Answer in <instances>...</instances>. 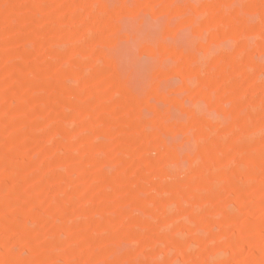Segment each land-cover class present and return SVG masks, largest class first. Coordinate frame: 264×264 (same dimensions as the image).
<instances>
[{"label": "rangeland", "instance_id": "rangeland-1", "mask_svg": "<svg viewBox=\"0 0 264 264\" xmlns=\"http://www.w3.org/2000/svg\"><path fill=\"white\" fill-rule=\"evenodd\" d=\"M264 264V0H0V264Z\"/></svg>", "mask_w": 264, "mask_h": 264}, {"label": "clouds", "instance_id": "clouds-1", "mask_svg": "<svg viewBox=\"0 0 264 264\" xmlns=\"http://www.w3.org/2000/svg\"><path fill=\"white\" fill-rule=\"evenodd\" d=\"M217 264H221V262H217Z\"/></svg>", "mask_w": 264, "mask_h": 264}]
</instances>
